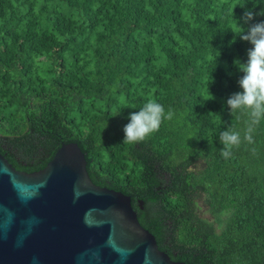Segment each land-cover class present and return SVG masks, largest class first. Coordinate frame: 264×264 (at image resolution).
<instances>
[{"label": "trees", "instance_id": "trees-1", "mask_svg": "<svg viewBox=\"0 0 264 264\" xmlns=\"http://www.w3.org/2000/svg\"><path fill=\"white\" fill-rule=\"evenodd\" d=\"M249 9L264 0H0V154L33 172L75 142L92 182L128 195L170 259L264 264V121L228 159L219 140L231 127L243 141L248 121L226 101ZM148 100L172 120L122 143Z\"/></svg>", "mask_w": 264, "mask_h": 264}, {"label": "water", "instance_id": "water-1", "mask_svg": "<svg viewBox=\"0 0 264 264\" xmlns=\"http://www.w3.org/2000/svg\"><path fill=\"white\" fill-rule=\"evenodd\" d=\"M3 155L0 264H187L158 248L128 195L92 182L77 143L33 172Z\"/></svg>", "mask_w": 264, "mask_h": 264}, {"label": "clouds", "instance_id": "clouds-1", "mask_svg": "<svg viewBox=\"0 0 264 264\" xmlns=\"http://www.w3.org/2000/svg\"><path fill=\"white\" fill-rule=\"evenodd\" d=\"M264 16V10L259 13L245 10L240 18V30L233 31L236 37L248 42L251 47L247 50V61L234 59L233 63L242 73L238 79L240 91L233 93L226 101L230 114L241 112L248 116L244 130L243 141L241 133L228 127L219 134L223 145L221 155L228 159L234 148H239L242 142L254 144L253 134L261 121H264V20L256 21V16ZM242 21V23H241ZM236 39L231 41L235 43ZM174 112L165 111L162 104L155 100H148L138 112L129 114L130 122L124 126L122 143L138 144L159 131L165 120H172ZM253 151H255L253 149Z\"/></svg>", "mask_w": 264, "mask_h": 264}, {"label": "flooded vegetation", "instance_id": "flooded-vegetation-1", "mask_svg": "<svg viewBox=\"0 0 264 264\" xmlns=\"http://www.w3.org/2000/svg\"><path fill=\"white\" fill-rule=\"evenodd\" d=\"M140 205V207L142 208V203H138ZM200 204V203H199ZM202 207H201V211H200V216H202L203 218H206V219H212V215L209 213L208 211V205H205L204 203L200 204ZM206 214H208V216H206Z\"/></svg>", "mask_w": 264, "mask_h": 264}, {"label": "rangeland", "instance_id": "rangeland-1", "mask_svg": "<svg viewBox=\"0 0 264 264\" xmlns=\"http://www.w3.org/2000/svg\"><path fill=\"white\" fill-rule=\"evenodd\" d=\"M200 204H202V203H200ZM206 216H208V214H206Z\"/></svg>", "mask_w": 264, "mask_h": 264}]
</instances>
